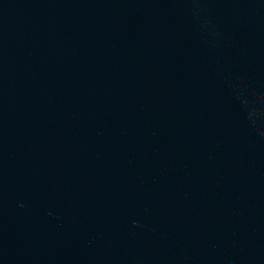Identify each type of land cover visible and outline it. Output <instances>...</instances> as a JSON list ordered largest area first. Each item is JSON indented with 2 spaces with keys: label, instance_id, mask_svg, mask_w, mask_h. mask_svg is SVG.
<instances>
[{
  "label": "water",
  "instance_id": "water-1",
  "mask_svg": "<svg viewBox=\"0 0 264 264\" xmlns=\"http://www.w3.org/2000/svg\"><path fill=\"white\" fill-rule=\"evenodd\" d=\"M0 264H264V0H0Z\"/></svg>",
  "mask_w": 264,
  "mask_h": 264
}]
</instances>
